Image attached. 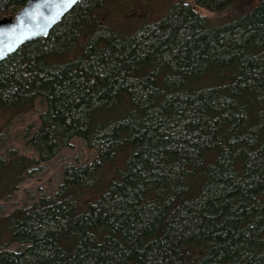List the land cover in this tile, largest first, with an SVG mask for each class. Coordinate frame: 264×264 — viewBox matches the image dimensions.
<instances>
[{
	"label": "trees",
	"instance_id": "trees-1",
	"mask_svg": "<svg viewBox=\"0 0 264 264\" xmlns=\"http://www.w3.org/2000/svg\"><path fill=\"white\" fill-rule=\"evenodd\" d=\"M143 5L82 0L0 61L1 118L43 104L0 202L72 139L94 152L0 213V264H264V0Z\"/></svg>",
	"mask_w": 264,
	"mask_h": 264
},
{
	"label": "rangeland",
	"instance_id": "rangeland-1",
	"mask_svg": "<svg viewBox=\"0 0 264 264\" xmlns=\"http://www.w3.org/2000/svg\"><path fill=\"white\" fill-rule=\"evenodd\" d=\"M143 8L149 12L147 20H155L164 15L170 5L178 0H142ZM192 0H186L191 3ZM198 13L213 23L220 22L223 17L219 13L197 9ZM43 111V104L36 101L33 109L26 114L14 117L6 122L0 116V157L7 158L11 151L36 158L26 145L28 135L38 126V115ZM94 158V152L86 148L79 138L70 141L67 148L42 165L34 174L26 176L19 184L18 190L11 199L0 202V213H7L16 207H26L39 196H51L56 192L62 180L63 170L69 165H83Z\"/></svg>",
	"mask_w": 264,
	"mask_h": 264
},
{
	"label": "water",
	"instance_id": "water-1",
	"mask_svg": "<svg viewBox=\"0 0 264 264\" xmlns=\"http://www.w3.org/2000/svg\"><path fill=\"white\" fill-rule=\"evenodd\" d=\"M82 0H27L11 16L0 18V61L28 42L44 38Z\"/></svg>",
	"mask_w": 264,
	"mask_h": 264
}]
</instances>
